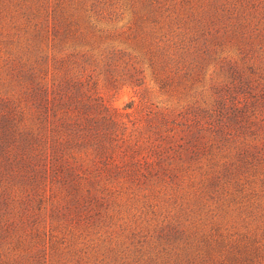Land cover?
Wrapping results in <instances>:
<instances>
[{
    "label": "rangeland",
    "instance_id": "obj_1",
    "mask_svg": "<svg viewBox=\"0 0 264 264\" xmlns=\"http://www.w3.org/2000/svg\"><path fill=\"white\" fill-rule=\"evenodd\" d=\"M63 56L113 106L152 111L137 118L146 178L68 215L50 210L65 193L0 188V264H264V160L237 153L264 110V0H0V97L24 105L12 68Z\"/></svg>",
    "mask_w": 264,
    "mask_h": 264
},
{
    "label": "trees",
    "instance_id": "obj_2",
    "mask_svg": "<svg viewBox=\"0 0 264 264\" xmlns=\"http://www.w3.org/2000/svg\"><path fill=\"white\" fill-rule=\"evenodd\" d=\"M39 60L42 66L49 58ZM70 60V56L53 58L48 71L40 65L14 66L12 77L20 80L24 105L15 98L0 97L2 194H8L17 183L30 187L42 203L47 190L51 191L50 197L55 190L65 193L64 203H51L53 215H68L73 205H91L92 190L105 184L146 178L140 166L142 159L137 158L143 138L137 118L139 113L151 115L152 111L146 106L134 110L133 103L123 108L113 106L99 90L93 73H86V69L67 72ZM229 70L233 71L232 77L241 78L240 68L234 70L232 66ZM260 114L254 128L253 124L247 125L240 133L254 143H245L237 153L240 159L250 158L252 163L264 160V110ZM129 125L133 127L131 135H127ZM209 126L221 142L234 137L224 122H209ZM130 140L134 141L133 153ZM147 142L154 143L152 136ZM82 183L90 187H80Z\"/></svg>",
    "mask_w": 264,
    "mask_h": 264
}]
</instances>
